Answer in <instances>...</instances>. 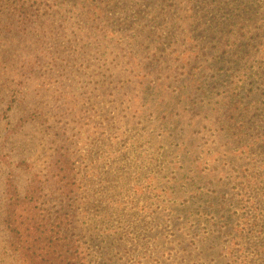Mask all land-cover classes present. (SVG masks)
<instances>
[{"label":"trees","instance_id":"1","mask_svg":"<svg viewBox=\"0 0 264 264\" xmlns=\"http://www.w3.org/2000/svg\"><path fill=\"white\" fill-rule=\"evenodd\" d=\"M129 8L137 14L150 8L159 17L158 28L178 14L189 42L179 53L169 51L173 63L161 69L172 84L182 83L173 89L176 97L158 98L150 112L157 121H145L161 132L160 140L145 130L144 142L129 140L118 150L121 158L130 155L138 181L150 173L135 193L133 214L118 206L119 224L109 223L110 185L90 189L87 197L89 183L80 176L70 141L71 101L56 98L51 105V93L37 99L22 92V82L7 83L0 87V264H150L143 250L159 238L167 239L160 264H168L175 249L181 252L178 264H211L216 254L228 251L216 264H264V100L252 95L264 97V38L254 36L264 27L256 18L259 0H0V42L20 32L23 22L39 29L51 22L59 28L57 36L82 35L90 46L95 36H120L128 25L117 23L116 16L127 15ZM252 22L259 26L251 28ZM63 60L53 58L55 70ZM36 67L43 70L34 62L25 74L36 75ZM4 88L13 97L2 99ZM186 94L196 96L190 106ZM40 149L49 151L44 161ZM185 166L195 171L206 194L201 200L200 192L185 198L187 210L199 204L181 214L174 235L168 232L169 212L156 206L166 197L157 192L154 175ZM125 172L117 168L121 180ZM88 198L100 206L93 209ZM126 241L137 257L119 256Z\"/></svg>","mask_w":264,"mask_h":264},{"label":"rangeland","instance_id":"2","mask_svg":"<svg viewBox=\"0 0 264 264\" xmlns=\"http://www.w3.org/2000/svg\"><path fill=\"white\" fill-rule=\"evenodd\" d=\"M63 1L75 2L76 0ZM259 1L260 13L256 18L262 24L264 0ZM235 3L240 5L238 2ZM241 8L245 9L244 11L247 10L244 5H241ZM145 10L137 14L129 8L127 15H117L119 20L117 23L127 24L128 29L126 28L120 36L115 38L95 36L96 42L90 46L83 44L82 35H76L71 40L65 34L60 33L57 36L59 28H51V22L41 24L44 25L42 29L23 22L20 24V32L4 36L0 42V87L14 81L15 84L22 82V92L29 96L34 95L37 99H41L47 98L46 93H51V105L56 98L59 103L63 100L71 101L68 105L71 110L68 116L71 130L70 141L77 151L80 176L85 184L89 183L86 188L87 197L91 190L108 185L111 186L109 190L113 187L110 198L112 218L109 222L112 225L119 224L117 219L119 212L122 211L118 206L124 207L125 212L131 213V217L135 193L148 182L150 177L148 173L138 181L135 165L128 162L130 155L121 158L118 150H123L124 147L121 144L129 140L144 142V137L147 135L145 130L152 131L153 136H156L155 140H160L161 132L148 126L145 121L148 118L152 122L157 121V117L150 112L153 111L151 106L158 98L172 102L176 97L177 92L173 89L180 88L182 83L173 81L172 84L161 69L173 63L171 62L173 60L169 58L171 55L169 51L174 50L173 54H176L189 45L187 34L181 33L185 31V27L183 30L178 14L168 22L167 27L164 28L163 25L162 28H158L154 20L159 21V17L150 12V8ZM175 13L173 10L169 14ZM258 22H252L251 28L258 27ZM147 25L150 29H146ZM258 35L264 38V27L262 33L254 36ZM183 40H186L184 45ZM54 57L65 59L58 64L59 71L55 70ZM34 62L42 65L43 70L40 71L36 67L33 70L36 75L32 74L31 70L25 74ZM41 75H47L48 79H43ZM34 76L35 79L32 80ZM169 84L172 86L168 90ZM42 86L43 91L40 90ZM7 91L8 89L4 88L1 94L2 99L13 97V94L8 95ZM209 94L211 92H208ZM189 95L192 100H188L187 104L190 106L196 100V96L186 94V97ZM252 95H257L259 100H264L259 93ZM204 105V111H210L209 105L206 103ZM261 107L264 109V105ZM51 110L53 111L52 106ZM39 151H41L39 158L44 161L49 151L45 149ZM195 159L196 156L188 158L190 162ZM117 168L126 171L123 180L118 177ZM105 171L113 173L115 177L113 182L107 180ZM187 174L190 176L187 177ZM154 179L157 192L166 197L164 204L156 203V206H163L161 211L164 213L169 212L171 220L168 232L175 235V223L181 221V214L185 215L186 211H196L199 204H192L187 210L184 207L186 205H183L187 202L185 198L200 192L201 196L198 200H201L206 194V186H201L203 183H200L198 176L195 177V171L190 170L189 166L166 168L160 175H154ZM179 184L189 185L182 189ZM121 190L125 192L120 194ZM213 198L211 197V200ZM96 199L98 200V196ZM91 202L93 209L100 206L98 201L91 200ZM190 230L187 228V231ZM142 242L143 240H139L134 244ZM165 242L167 239L164 238L151 239L149 247L143 250V253L151 257L150 264H160L159 257L166 251ZM136 253L137 250L131 242L126 241L121 247L119 256L125 257L131 254L137 257ZM174 253V255L170 254L168 264H178L179 261L175 257L180 256L181 252L175 249ZM229 253L228 251L216 254L211 264L223 262Z\"/></svg>","mask_w":264,"mask_h":264}]
</instances>
